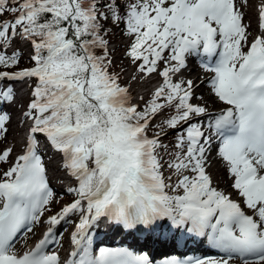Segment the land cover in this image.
<instances>
[{
    "label": "snow or ice",
    "instance_id": "1",
    "mask_svg": "<svg viewBox=\"0 0 264 264\" xmlns=\"http://www.w3.org/2000/svg\"><path fill=\"white\" fill-rule=\"evenodd\" d=\"M0 264H264V0H0Z\"/></svg>",
    "mask_w": 264,
    "mask_h": 264
},
{
    "label": "rangeland",
    "instance_id": "2",
    "mask_svg": "<svg viewBox=\"0 0 264 264\" xmlns=\"http://www.w3.org/2000/svg\"><path fill=\"white\" fill-rule=\"evenodd\" d=\"M254 14H253V20H252V22H254ZM114 43H120V44H122L123 42L122 41H120L118 38L117 39H115L114 40ZM121 52H122V49L120 50V51H118L117 53H116V55H117V57H119L120 55H121ZM125 64H127V62L125 61ZM22 66H28V65H26V64H24V65H22ZM190 68L192 69V72H191V76L192 77H194V78H197V77H206L207 75H209V74H207V73H205L204 71H203V69L198 65V63L193 59V60H191L190 61ZM131 71V67H129V69H128V73ZM190 76V77H191ZM198 91H200V92H202V93H205V97H206V99H207V95H206V89H204L203 87L201 88V89H199ZM24 95H25V93H24ZM210 101L211 100H209V105H210V107L211 108H218L219 106L218 105H212V102L210 103ZM22 103H24V104H26L27 103V100L26 101H22ZM12 113V112H11ZM16 116L14 115L13 116V124H12V127H11V129H10V135H9V137H8V140L9 141H12L13 140V136H14V134L18 131V129L16 128ZM12 131V132H11ZM13 135V136H12ZM16 139L18 140L19 139V136H16ZM217 170V171H216ZM213 171L217 174V175H222L223 173L220 171V168H218V166H216L214 169H213ZM220 171V172H219ZM223 186V185H222ZM58 191H59V189H58ZM66 199H68V198H66ZM41 229V230H40ZM64 229L63 228H61L60 229V231H63ZM67 230H68V232H70L72 229H71V227L70 226H68V228H67ZM36 231V235L34 236V237H32L30 240H32V239H35L38 235H39V233L42 231V228H38V229H36L35 230ZM118 235V234H117ZM65 238H67V233L65 234ZM115 239H118V237L116 236V238ZM29 240V241H30ZM23 244V241H21V243L20 244H17V248H21V245ZM20 245V246H19Z\"/></svg>",
    "mask_w": 264,
    "mask_h": 264
},
{
    "label": "bare ground",
    "instance_id": "3",
    "mask_svg": "<svg viewBox=\"0 0 264 264\" xmlns=\"http://www.w3.org/2000/svg\"><path fill=\"white\" fill-rule=\"evenodd\" d=\"M131 71H132V69H131ZM131 71H130L128 74H131ZM190 78H194V77L191 76ZM210 103H211V101H210ZM11 130H12V129H11ZM11 132H12V131H11ZM12 136H13V135H12ZM214 154H215V153H213V155H214ZM218 168H219V167H218ZM216 171H217V170H216ZM216 171H215V172H216ZM220 171L223 173V169L220 168ZM220 171H219V172H220ZM37 229H38V228H37ZM40 230H41V229H40ZM108 236H109V235H108ZM19 246H20V245H19Z\"/></svg>",
    "mask_w": 264,
    "mask_h": 264
},
{
    "label": "trees",
    "instance_id": "4",
    "mask_svg": "<svg viewBox=\"0 0 264 264\" xmlns=\"http://www.w3.org/2000/svg\"><path fill=\"white\" fill-rule=\"evenodd\" d=\"M67 198V197H66Z\"/></svg>",
    "mask_w": 264,
    "mask_h": 264
}]
</instances>
